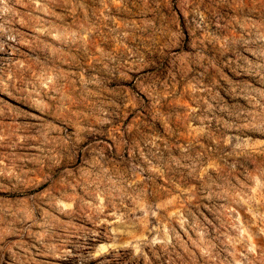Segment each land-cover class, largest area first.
I'll use <instances>...</instances> for the list:
<instances>
[{
    "label": "rangeland",
    "instance_id": "374dc122",
    "mask_svg": "<svg viewBox=\"0 0 264 264\" xmlns=\"http://www.w3.org/2000/svg\"><path fill=\"white\" fill-rule=\"evenodd\" d=\"M0 264H264V0H0Z\"/></svg>",
    "mask_w": 264,
    "mask_h": 264
}]
</instances>
